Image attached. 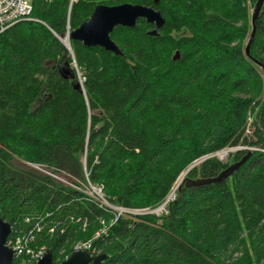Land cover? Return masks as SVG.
<instances>
[{
	"label": "trees",
	"instance_id": "trees-1",
	"mask_svg": "<svg viewBox=\"0 0 264 264\" xmlns=\"http://www.w3.org/2000/svg\"><path fill=\"white\" fill-rule=\"evenodd\" d=\"M30 1L33 20L0 32L7 240L32 230L29 245L50 249L52 264L78 242L107 255L102 264H264V4L246 54L256 0ZM123 3L158 10V34L143 18L116 26L110 38L121 55L68 39L70 52L54 36L67 21L76 29L96 5ZM238 145L249 148L227 162L213 155ZM247 151L232 173L197 182ZM183 173L158 216L112 222L111 210L78 190L88 180L114 206L154 208Z\"/></svg>",
	"mask_w": 264,
	"mask_h": 264
},
{
	"label": "water",
	"instance_id": "water-1",
	"mask_svg": "<svg viewBox=\"0 0 264 264\" xmlns=\"http://www.w3.org/2000/svg\"><path fill=\"white\" fill-rule=\"evenodd\" d=\"M264 0H257L254 11L251 17V23L253 24L257 18ZM158 0H155V4ZM143 18L149 24H153L154 28L148 31L151 35H157V29L164 25V19L160 12L152 6H145L139 4L123 3L119 5L107 6V5H96L91 12L88 20L81 23L76 29L72 30L68 34V39L77 40L82 42L86 47L99 46L106 51L113 53L114 55H121V51L118 46L110 38V33L113 29L120 25L125 27H134L137 20ZM254 27L250 37L245 46V53L248 54L250 43L253 39ZM54 36L71 52L69 44H66L64 38L61 35L54 33ZM180 57V53L176 50L172 56V60H177ZM63 75L73 76L68 68H62ZM76 89H80L83 93L82 86L80 83L75 85ZM3 147V146H1ZM251 156V151H247L242 158L230 164L224 171L219 173L217 177L207 178L198 180V183H213L218 181L226 174L232 173L238 169L244 162H246ZM195 164L191 165L187 171L192 168ZM186 171V172H187ZM185 172V173H186ZM179 178V182L176 187L180 184L184 174ZM11 233V225L0 218V264H12L13 263V251L6 245V239ZM105 254H92L87 248L73 249L67 258H65L59 264H102L106 259ZM53 254L50 249L46 250L44 255L35 262V264H52Z\"/></svg>",
	"mask_w": 264,
	"mask_h": 264
},
{
	"label": "built area",
	"instance_id": "built-area-1",
	"mask_svg": "<svg viewBox=\"0 0 264 264\" xmlns=\"http://www.w3.org/2000/svg\"><path fill=\"white\" fill-rule=\"evenodd\" d=\"M31 12L32 4L30 0H0V32L8 29L19 21L33 20V18L31 17ZM237 149H247V147H238ZM228 153V151L227 153L225 152L223 156L226 158ZM50 175L60 181L66 182V184L68 185H72L63 177L52 174ZM78 190H80L88 198L89 201L94 202L99 207L105 209L113 208L105 200L101 186L92 185L88 182L86 185L82 184L81 187L78 188ZM173 198L174 197L171 196L168 200H172ZM156 210L164 211L163 204L160 205ZM37 226L38 225L35 224V228H37ZM103 231L104 230H102L101 232ZM98 235L99 232H96L94 237H97ZM33 238L34 235L31 230L28 231L27 234H23L22 236L15 235L14 237H10L9 240H6V245L13 251V260L15 258L18 259L17 264H35V262L44 255L46 250L43 247H31L29 245L30 241H32ZM89 246V242H81L75 245L74 249H89Z\"/></svg>",
	"mask_w": 264,
	"mask_h": 264
},
{
	"label": "rangeland",
	"instance_id": "rangeland-1",
	"mask_svg": "<svg viewBox=\"0 0 264 264\" xmlns=\"http://www.w3.org/2000/svg\"><path fill=\"white\" fill-rule=\"evenodd\" d=\"M253 8L254 7H252L251 9H250V11H249V15L251 16V13H252V11H253ZM70 33V31H69V25H68V21L66 22V27H65V34L62 36L63 38H66V36H68L67 34H69ZM67 39H68V37H67ZM262 71L260 70V73H261ZM262 75V74H261ZM263 76V75H262ZM263 97H261V99H262ZM249 116H250V114H249ZM245 131V133H246V135H248V131L247 130H244ZM238 147H247L246 145H238V146H234V147H229V148H225V149H221V150H219V151H217L216 153H214L213 155L215 156V157H217L219 160H220V157L218 156V153H220V152H223V151H225L226 153H227V151L229 152L228 153V155H227V157L225 158V157H223V159L227 162L228 161V156H229V154L230 153H232V152H234V151H236V150H240V149H237ZM247 148H249V147H247ZM225 152L223 153V154H225ZM207 157H209V155H207V156H204V157H202L201 159H199V160H197V161H195L194 163H192L191 165H193V164H195L194 166H196L198 163H200L202 160H204L205 158H207ZM190 165V166H191ZM181 176H179V178H180ZM179 178L177 179V181L172 185V187H171V189H170V191L168 192V194H167V196H166V198L164 199V201L162 202V204H163V207H164V211H158V210H156L160 205H158L157 207H154V208H148V207H144V208H138V209H127V208H123V207H117V206H114V205H112V204H110L108 201H107V199L105 198V196H104V198H105V200L107 201V203L110 205V206H112L113 208L112 209H110L109 208V210H111L112 212H113V218H112V222H114L119 216H128V217H130V216H133V215H135V217H137L138 215L139 216H142V215H148V214H154V215H160L161 213H164L165 212V205H166V203L168 202V201H170V200H168L169 199V197H171V196H173L174 197V195H175V186H176V184H177V182L179 181ZM89 181L88 180H86V181H84V182H80V185H82V184H87ZM90 183V182H89ZM90 184H92V183H90ZM93 185V184H92ZM161 204V205H162ZM137 220V219H136ZM79 243H81V242H78V243H76L75 245H77V244H79ZM75 247V246H74Z\"/></svg>",
	"mask_w": 264,
	"mask_h": 264
},
{
	"label": "bare ground",
	"instance_id": "bare-ground-1",
	"mask_svg": "<svg viewBox=\"0 0 264 264\" xmlns=\"http://www.w3.org/2000/svg\"><path fill=\"white\" fill-rule=\"evenodd\" d=\"M256 2H257V0H256ZM256 2H255V4H256ZM255 4H254V7H255ZM263 4H264V1H263V3H262V6H263ZM262 6H261V8H262ZM253 11H254V8H253ZM253 11H252V13H251V17H252ZM260 11H261V9H260ZM260 11H259V12H260ZM258 15H259V14H258ZM257 17H258V16H257ZM250 23H251V21H250ZM251 24H252V23H251ZM252 27H253V24H252ZM64 41H65L66 44H69L68 41H67V36H66V38H64ZM246 44H247V43H246ZM223 153H224V151L221 152V153H218V155H219V156L221 155V156H220V160H221V161L226 162V161L223 159V157H224V156H223V155H224Z\"/></svg>",
	"mask_w": 264,
	"mask_h": 264
}]
</instances>
